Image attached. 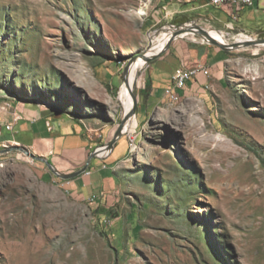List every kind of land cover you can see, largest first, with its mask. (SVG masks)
<instances>
[{
    "label": "rangeland",
    "instance_id": "obj_1",
    "mask_svg": "<svg viewBox=\"0 0 264 264\" xmlns=\"http://www.w3.org/2000/svg\"><path fill=\"white\" fill-rule=\"evenodd\" d=\"M166 4L0 0V90L81 126L88 157L110 152L100 167L119 187L106 199L70 194L42 163L0 155V264H264V50L227 51L232 77L214 101L150 102L167 53L152 36L214 29ZM227 32L228 42L264 39ZM153 48L127 123L121 93Z\"/></svg>",
    "mask_w": 264,
    "mask_h": 264
},
{
    "label": "crops",
    "instance_id": "obj_2",
    "mask_svg": "<svg viewBox=\"0 0 264 264\" xmlns=\"http://www.w3.org/2000/svg\"><path fill=\"white\" fill-rule=\"evenodd\" d=\"M166 3L168 4L164 5V9L168 11V15L196 13L200 17V23H206L210 28L226 34L227 31H241V37L244 33H249L252 37L264 34V0H256L254 7L242 10L231 5L216 8L209 0H176L175 3L166 0ZM258 50H264V46ZM228 61L227 51L203 43L201 39H178L155 64L146 87V95L153 103L164 100L172 103L168 91L178 96L180 101L187 96L214 101L218 94L229 87L228 77L232 76L228 71ZM180 69H207L209 73L205 75L200 71L197 76L188 80L183 89H177L175 76ZM12 146L27 149L38 158L34 161L49 169L45 163L48 161L61 174H73L81 170L87 164L90 150L81 126L57 119L54 111L39 106L34 101L21 100L9 90H0V151ZM106 155L108 153L101 156ZM96 159L89 165V174L84 173L72 180L59 178L67 192L85 198L97 193L94 198L104 199L110 198V194L118 193L115 175L110 174V168L106 165L100 167L102 161L100 158ZM49 171L52 172L50 169ZM52 174L57 178L53 172Z\"/></svg>",
    "mask_w": 264,
    "mask_h": 264
},
{
    "label": "water",
    "instance_id": "obj_3",
    "mask_svg": "<svg viewBox=\"0 0 264 264\" xmlns=\"http://www.w3.org/2000/svg\"><path fill=\"white\" fill-rule=\"evenodd\" d=\"M173 30H174V33H173L170 41L168 42L165 50H168L169 47L171 46V44L173 42H175L176 40L185 38L186 36H189V35L198 36L199 38H201V40L206 42V44L219 47L220 49H222L224 51H234V50L241 49V48L264 46V39H250L247 41H243L241 43H237L235 41L234 42L221 43L216 38H214L206 28L200 26L199 23H197V22H193L191 24H185L183 26H174ZM219 32H221V31H219ZM221 33H223V32H221ZM145 55H146V53H143L141 55V57L145 56ZM158 55L159 54L154 55L153 57H150V58L146 57V61L150 62L152 60V58H154ZM127 71H128V69L126 70V72ZM132 95L134 98V108H133L132 112L134 114L136 112V108H137V98H136V95L134 93ZM125 121H127L126 117H125ZM125 121H124V123H125ZM124 123H123V125H124ZM121 134H122V127L118 131V134L116 135L114 141L109 143L106 146V149L111 150L113 148V146L115 145L116 140L121 136ZM12 151H21V152L25 153L26 155H28L29 157H31L33 160L38 159L35 155L31 154L27 149L22 148L20 146L9 147L7 149L0 151V154H6V153H10ZM100 157H101V155L99 154V150H95L89 156L87 164L81 170H79L73 174H61L48 161H45V160L44 161L48 165L49 169L56 176H58L59 178H61L63 180H72V179H75V178L81 176L82 174L86 173L88 168H89L91 161L96 159V158H100Z\"/></svg>",
    "mask_w": 264,
    "mask_h": 264
},
{
    "label": "bare ground",
    "instance_id": "obj_4",
    "mask_svg": "<svg viewBox=\"0 0 264 264\" xmlns=\"http://www.w3.org/2000/svg\"><path fill=\"white\" fill-rule=\"evenodd\" d=\"M207 30L219 42H221V43H227L228 42L226 40V36H225L224 33H221V32H219L217 30H214V29H207ZM173 33H174L173 29L166 28L162 32L152 36V41H153V44H154V48H156V50H161L162 48L166 47L168 42L170 41ZM250 39H252V38H250ZM250 39L239 38V39L236 40V42L237 43H241L243 41H247V40H250ZM154 48L151 49L150 51H148L146 53V55L142 57V62L141 63L138 62L136 64L134 72L131 73V77L129 78L128 83L125 85V87H124V89H123V91L121 93V101L123 102V104L125 106V114L124 115H125V117H126V119L128 121L127 123H130L132 121V119H133L132 110L134 108V105H133L132 100H134V98H133L132 94L134 93L135 88L137 86V79L139 77V73L146 66V63H147L146 62V57L150 58V57H152L155 54L156 50ZM179 100H180V98L177 96V98L174 101H172V103H177ZM99 153H100V155H103L105 153L107 154V153H110V152L109 151H105L104 149H100Z\"/></svg>",
    "mask_w": 264,
    "mask_h": 264
},
{
    "label": "built area",
    "instance_id": "obj_5",
    "mask_svg": "<svg viewBox=\"0 0 264 264\" xmlns=\"http://www.w3.org/2000/svg\"><path fill=\"white\" fill-rule=\"evenodd\" d=\"M209 1H210V4L216 8H220L224 5H231L238 10L252 8L254 7L256 3V0H209ZM202 42L206 43L203 40ZM200 71H203L205 75L209 73V70L207 69H189V70L180 69L178 70L175 76V87L177 89H183L186 86L188 80L197 76ZM168 95L171 101H174L177 98V96L171 91H168ZM8 128H11V127H8ZM103 157L101 156L100 158H103ZM86 173L89 174V172H86Z\"/></svg>",
    "mask_w": 264,
    "mask_h": 264
}]
</instances>
